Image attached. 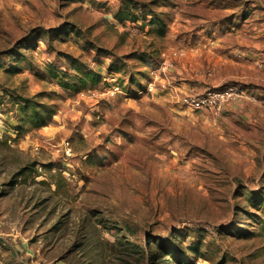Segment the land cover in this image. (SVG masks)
I'll return each instance as SVG.
<instances>
[{"label": "rangeland", "instance_id": "obj_1", "mask_svg": "<svg viewBox=\"0 0 264 264\" xmlns=\"http://www.w3.org/2000/svg\"><path fill=\"white\" fill-rule=\"evenodd\" d=\"M126 3L137 20L116 17ZM261 13L264 0H0V264H264V55L221 46ZM225 84L241 93L219 112L182 103ZM49 140L73 152L34 149Z\"/></svg>", "mask_w": 264, "mask_h": 264}, {"label": "built area", "instance_id": "obj_2", "mask_svg": "<svg viewBox=\"0 0 264 264\" xmlns=\"http://www.w3.org/2000/svg\"><path fill=\"white\" fill-rule=\"evenodd\" d=\"M119 86V85H118ZM119 88V87H117ZM118 89L114 87L113 89L106 90V93L114 94L117 92ZM93 95H97L96 91H91ZM241 90L239 87L233 84H225L217 88L208 89L206 92L199 94V95H186L182 98V103L192 109L200 110L204 108H210L215 112H219L222 110L225 105L235 99ZM53 146V151H60L62 150L65 154L70 155L72 151V146L70 140H64L63 142L59 143L58 145H53L52 142L49 140L47 143L38 144L35 146V150L39 151L41 149H50L48 146Z\"/></svg>", "mask_w": 264, "mask_h": 264}, {"label": "trees", "instance_id": "obj_3", "mask_svg": "<svg viewBox=\"0 0 264 264\" xmlns=\"http://www.w3.org/2000/svg\"><path fill=\"white\" fill-rule=\"evenodd\" d=\"M145 8V7H144ZM133 11H132V8H130L129 7V5H128V3H126L125 5H123V7H121L117 12H116V17L117 18H120V19H124V18H127V17H132V19L133 20H137V16L136 15H134V13H132ZM149 12H151V10L149 11ZM149 12H146V14L147 13H149ZM149 14H151V13H149ZM155 14L156 13H153V16L151 17L152 18V20H151V24H155V25H157L156 27H154L158 32H166V29H167V24H166V22L165 21H163L162 19H161V17H157V16H155ZM153 18H155V19H153ZM55 30H58V28L57 29H52V31H50V32H52V34H53V36H55L56 35V31ZM72 31L73 30H76L77 31V29L76 28H73V29H71ZM61 32H59V33H57V34H60ZM55 34V35H54ZM69 59H72L71 58V56H69L68 57ZM120 69H118V67H110L109 68V73H111V74H117L118 73V71H119ZM82 72V69H80V70H78V74H79V72ZM54 72L55 73H52L53 75L52 76H54V77H58V75H60V74H62V73H60L61 71H59L58 69H54ZM67 74V72H64V75H66ZM98 75H99V73L97 72V71H95L94 69H92V68H89L86 72H84V73H81V75H79V76H81V84H83V85H85V84H87V82L88 81H90V83H96V81L99 79L98 78ZM60 78H62V77H60ZM63 79V78H62ZM116 79V78H115ZM62 82V85L63 86H65L66 88H68V89H70L71 87H75V85L77 84L76 82H75V84L73 83V82H71V81H61ZM74 84V85H73ZM119 85H121V83L119 84ZM34 111L35 112H37V109L35 108L34 109ZM44 124V120H41L40 122H37V125L39 126V125H43ZM261 195H263L264 196V193H261ZM259 196V195H258ZM257 195H253V196H251V197H247L248 199H250L251 201H252V203L253 204H260V199H259V197H258ZM264 202V201H263ZM190 250H192V251H194V252H196V251H198L199 249H198V246L196 245L195 247H190ZM172 252V255H173V257H174V255H176L173 251H171ZM176 260H177V263L176 264H191L190 263V260H188L186 257H185V255L183 254V256L182 255H176Z\"/></svg>", "mask_w": 264, "mask_h": 264}, {"label": "crops", "instance_id": "obj_4", "mask_svg": "<svg viewBox=\"0 0 264 264\" xmlns=\"http://www.w3.org/2000/svg\"><path fill=\"white\" fill-rule=\"evenodd\" d=\"M243 24L248 25V28L241 30V35L236 36V41L221 46L231 52L238 51V56L241 58L251 55L255 57H258L259 54L264 55V15L261 13L251 21L245 19Z\"/></svg>", "mask_w": 264, "mask_h": 264}]
</instances>
